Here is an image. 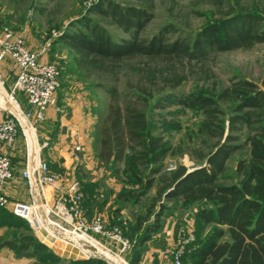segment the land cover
Segmentation results:
<instances>
[{
    "label": "trees",
    "instance_id": "1",
    "mask_svg": "<svg viewBox=\"0 0 264 264\" xmlns=\"http://www.w3.org/2000/svg\"><path fill=\"white\" fill-rule=\"evenodd\" d=\"M138 2L124 6L111 0L97 1L53 42V47L67 45L83 78L109 96L107 115L98 127L99 160L110 168L124 166L127 184L140 188L137 193L120 195V199L137 203L156 188L155 201L160 207L153 223L137 237V247L160 230L167 208L161 200L179 202L184 208L200 202L203 206L196 213L197 222L214 228L192 255L195 264H264V79L262 87L246 79H234L227 87L214 90L200 85L214 77L206 65L217 55L264 44V9L230 7L194 36H176L177 29L166 25L145 37L155 18V2ZM91 15L96 20L90 19ZM106 26L127 37L112 36ZM191 80L193 89L184 91ZM173 107L202 114L199 133L209 145L197 157L202 165L191 171L181 166L167 174L165 160L172 147L151 135L148 115ZM19 137L25 147L21 132ZM44 150L43 160L58 173L44 159ZM244 150L248 151L235 166L238 180L229 182L227 164ZM3 213L9 220L28 224L0 207ZM29 230L33 233L30 226ZM40 247L47 249L30 234L16 233L0 241V248L38 257L36 264H57L48 262V257L38 252ZM141 260L142 254L136 250L131 264H141ZM94 262L105 264L96 259L75 264Z\"/></svg>",
    "mask_w": 264,
    "mask_h": 264
},
{
    "label": "rangeland",
    "instance_id": "2",
    "mask_svg": "<svg viewBox=\"0 0 264 264\" xmlns=\"http://www.w3.org/2000/svg\"><path fill=\"white\" fill-rule=\"evenodd\" d=\"M32 1L33 6L29 9ZM97 1L100 0H0V21L3 22V26H8L21 34L31 35L45 43L51 33H62L68 28L69 23L87 15L89 6ZM111 1L124 6H135L139 3L138 0ZM154 2L155 18L144 32L145 37H152L166 25H173L177 29L176 36H194L209 20L224 15L230 7L239 5L249 9L254 7L264 9V0H222L221 4L216 0H154ZM89 17L96 20L95 15ZM106 28L116 38L127 37L115 27L106 26ZM47 53L48 62L60 69L61 77L57 101L52 107L53 123L44 126V131L47 132L49 142H54L58 139L60 130L64 133L69 129L68 125L81 122L84 132L88 133L87 149L84 146L85 158L81 157L85 164H79L73 178L82 185L86 217L88 220L96 216L102 217L106 231L113 233L114 229H117L127 245H122L113 237L102 235H90L88 239L94 240L101 246L100 248L111 260L115 259L110 254L124 264H131L136 250L142 254L141 264H173L172 254L178 240L183 236L193 235L194 242L186 248L183 264H195L192 255L200 246V241L214 228L212 225H202L196 220V213L203 204L199 202L184 208L179 202L161 200L160 203L165 204L167 208L162 216L160 230L152 234L146 244L138 248L137 237L153 223L154 214L160 207L159 202L155 201L156 188L154 187L137 203L133 200L125 202L120 199V195L137 193L140 188L134 184H127L124 166L110 168L99 160L98 127L107 115L109 96L103 90L95 88L92 81L83 78L73 62L74 54L67 45L59 44L53 47L52 44ZM206 66L207 69H211L214 77L208 82H201L200 85L210 90L227 87L234 79H246L262 87L264 44L256 45L250 50L221 53ZM13 72L11 71L12 82L15 79ZM0 81L4 88L1 87L2 91L9 93V86L4 83L1 76ZM193 85L191 80L183 90L188 92L193 89ZM148 118L151 135L163 138L172 147V153L165 160V173H173L181 166L191 171L202 165L197 157L201 153L204 154L207 151L206 146L209 145L203 134L199 133L202 114L173 107L152 111ZM38 136L40 138V133ZM81 150L82 147L78 150L79 153ZM246 151L248 150L237 152L229 160L226 173L230 177L229 182L238 180L235 166ZM25 155V147L22 145L16 158L18 165L25 160ZM43 155L44 159L48 160L47 148L43 151ZM52 167L54 168L53 165ZM62 176L65 178V175ZM140 223L141 227H139ZM0 233V241L11 239L16 233L37 237L48 251L40 247L38 252L46 255L48 257L46 260L51 263L75 264L77 261L87 260L89 256L73 242L72 245L77 248L57 240L53 235L49 238L45 233L33 234L28 224L9 220L5 213L0 214ZM101 256L105 257L103 254ZM35 258L38 263V257Z\"/></svg>",
    "mask_w": 264,
    "mask_h": 264
},
{
    "label": "built area",
    "instance_id": "3",
    "mask_svg": "<svg viewBox=\"0 0 264 264\" xmlns=\"http://www.w3.org/2000/svg\"><path fill=\"white\" fill-rule=\"evenodd\" d=\"M59 33H51L40 52L32 51L21 33L8 26L0 27V64L5 61L13 63L16 68L14 85L7 94L18 105L22 116L34 131L37 154L30 153V139L11 110L0 104V207L9 209L16 217L26 221L35 235L45 233L40 221L39 209L61 230L79 237L90 238V235L113 237L122 245L127 242L119 235L117 229L113 233L106 231L104 220L100 216L88 220L83 205L82 185L76 179H65L62 175L52 172L48 163L42 158L45 147L37 134L36 125L46 121L48 109L55 106L57 92L60 88V69L53 63L43 62L41 55L48 52ZM26 99L27 107L23 106L21 97ZM25 142V164L20 177L25 183L29 201H12L6 187L15 181L16 171L12 163L19 133ZM80 148H77V151ZM30 156L32 158H30ZM54 191L50 196L48 191ZM38 193L39 202L35 198ZM48 236V234H47ZM54 236V235H53ZM194 242V236H183L178 240L173 251V264H181L186 248Z\"/></svg>",
    "mask_w": 264,
    "mask_h": 264
},
{
    "label": "crops",
    "instance_id": "4",
    "mask_svg": "<svg viewBox=\"0 0 264 264\" xmlns=\"http://www.w3.org/2000/svg\"><path fill=\"white\" fill-rule=\"evenodd\" d=\"M22 35L26 39L28 46L32 51L40 52L42 50L44 43H42L39 39L34 38L33 36L24 34V33ZM41 60L43 62H48L49 60L48 53L42 54ZM11 71H14L13 74L15 75V79H16L17 71L13 63L9 61H5L4 63L0 64V76L3 78L4 83L7 86H9L8 87L9 91H11L14 85V82H15V79L13 82L11 81V78H12ZM1 87L3 88V85H2V82L0 81V100L3 97H5V93L2 91ZM21 100H22L23 106L27 107L26 99L23 96L21 97ZM53 119H54L53 111H52V108H50L48 109L46 113V121L44 122V124L36 125L39 129L40 141L43 144L44 143L46 144L44 148L47 147L48 160L51 163V165L54 166L58 174L65 175V179H68L67 177L73 178L76 173V168L79 166V164L84 163L81 157L85 158V155H84L85 147L84 146H86V149H87L88 133L84 132L83 127H81V122L79 121L73 122L71 125H68L69 129H67L64 133L62 130H60L57 140H55L54 142H49L48 136L46 134L47 132L44 131V126L51 125L53 123ZM24 126H25L24 130L31 141L30 142V153H31V156L33 157V152L35 154H37L38 152L36 148V144H35V139H34V131L32 130V127L30 126L28 122H26ZM21 143H22V139L19 137V139L17 140L16 146H15V149L12 153V161H13V167L16 171V179L15 181L10 182L7 185L6 191H7L8 196L12 199V201L27 202L29 201L28 190H27V187L25 186V183L22 181L20 177V172L24 167L25 160L19 165L18 163H16L18 150L19 149L21 150L22 145H23ZM81 147H82V150L79 153V151H77V148L81 149ZM31 156L30 158H32ZM48 193L50 194V196L55 195V192L51 190H49ZM37 197H38V193L35 191L36 200H37ZM39 216H40V213H39ZM40 221H41V216H40ZM42 226L45 232L48 234L49 238H52V235L56 236V234L52 230L45 227L43 223H42ZM60 233H63V232H61L60 230L58 234L60 235ZM61 236H58L57 238L58 239L64 238V236L63 237ZM61 241L67 243L68 241H71V240L61 239ZM73 243H75L77 246H80L77 241H74ZM98 255L101 256V252H99ZM0 264H36V258L27 252L17 253L10 248H0Z\"/></svg>",
    "mask_w": 264,
    "mask_h": 264
},
{
    "label": "bare ground",
    "instance_id": "5",
    "mask_svg": "<svg viewBox=\"0 0 264 264\" xmlns=\"http://www.w3.org/2000/svg\"><path fill=\"white\" fill-rule=\"evenodd\" d=\"M0 104L2 106H5L7 108H9L10 110H12L13 112L15 113H18L19 115H21V111L18 107V105L16 104L15 101L11 100L9 95L5 93V97H3L1 100H0ZM22 122L23 124H26V119L24 120L22 118ZM37 200L39 202V196L37 197ZM39 213H40V216H41V221L42 223L44 224L45 227H47L48 229L52 230V227H51V224L48 223V221L45 219V214L42 212V210L39 209ZM53 231V230H52ZM60 232V230H58ZM61 232L63 233H60V235L58 234L57 236H65L64 238H61V239H68V240H71V242L73 241H77L78 244L80 245V247L83 249V251L88 254V255H98L99 252H101V254H103L108 261H110L111 264H118V262H116L115 260H111L110 257H108V255H105V252L104 250H102V248H100L101 246H99L94 240H89L88 238L86 237H79L77 235H74L70 232H67V231H64V230H61ZM58 233V232H57ZM61 236V237H63ZM60 238V237H59ZM95 251V252H94Z\"/></svg>",
    "mask_w": 264,
    "mask_h": 264
},
{
    "label": "water",
    "instance_id": "6",
    "mask_svg": "<svg viewBox=\"0 0 264 264\" xmlns=\"http://www.w3.org/2000/svg\"><path fill=\"white\" fill-rule=\"evenodd\" d=\"M32 6H33V1H32V3H31V5H30V7H29V9H31L32 8ZM11 112H12V114L15 116V118L21 123V124H23V120H22V118L24 119V117L22 116V114L21 115H19L18 113H15V112H13L12 110H11ZM25 120V119H24ZM24 125V124H23ZM45 214V213H44ZM45 219L48 221V223H50L51 224V227H52V230H53V232L56 234V236L54 235V237L57 239V240H59V241H61V239H58L57 237V235H58V230H61L60 228H58L56 225H54V223L50 220V218L45 214ZM58 232V233H57ZM61 242H63V241H61ZM65 244H67V245H69V246H71V247H74V248H77V247H75V246H73L72 245V242L71 241H68L67 243L66 242H64ZM95 252V251H94ZM110 256L113 258V259H115L116 261L118 260V263H121V260H119L118 258H116V257H114V256H112L111 254H110ZM90 259H98V260H103V261H106V262H108V263H110V261H108L106 258H104V257H102V256H99V255H89L88 256V258H87V260H90ZM111 264V263H110ZM121 264H124L123 262L121 263Z\"/></svg>",
    "mask_w": 264,
    "mask_h": 264
}]
</instances>
